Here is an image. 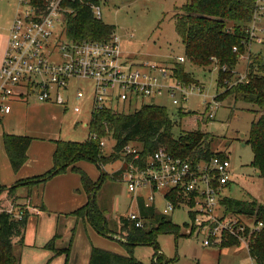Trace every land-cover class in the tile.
<instances>
[{
	"label": "rangeland",
	"instance_id": "obj_1",
	"mask_svg": "<svg viewBox=\"0 0 264 264\" xmlns=\"http://www.w3.org/2000/svg\"><path fill=\"white\" fill-rule=\"evenodd\" d=\"M18 3L19 0H0V34L9 29L16 11L23 10ZM184 3L185 0H101V21L114 27V34L119 37L123 54L129 61L137 65H163L170 70L177 58H184L183 45L175 32L173 20L176 10ZM57 27L55 34L61 31ZM257 35V39L250 44L249 53L264 58V40L260 33ZM247 56L248 54L239 58L235 67V73L242 80ZM182 66L196 81V87L190 86L193 89L188 90L186 100L179 106H174L168 97L162 95L152 103L166 109L174 123V137L199 129L208 134L207 142L211 151L227 156L234 178L224 190L223 197L239 201L252 199L264 205V174L261 175L251 166L253 155L246 144L250 124L257 118L253 112L255 109L250 104L242 100L234 101L231 97L221 102L214 100L217 92V68L214 65L200 68L185 60ZM164 83L170 85L173 80L168 76ZM89 85L86 81L79 84V88L86 91L88 96V99L82 101L75 100L74 89L61 91V95L68 100L64 107L53 103H39L34 96L28 97V102L18 100L19 102L13 103L9 117L0 118V186L10 188L15 183L38 177L45 172L28 175L20 170L21 173H14L4 153L3 134L12 131L32 138L28 159L31 160L35 155L36 161L48 158L52 161V141L87 140L88 129L83 124L90 120ZM198 87L201 89L197 90ZM218 92H222V89ZM75 101L82 106L80 114H75L72 110ZM205 103L217 104L214 118L208 119L204 115ZM136 105L137 103L131 105L130 109L133 110ZM116 109L122 111V105H118ZM103 140L105 146L101 155L108 157L113 151L114 140L111 136ZM77 166L93 182L100 181L101 172L105 173L95 194V205L105 213L107 228L112 235L97 233L85 220L73 215L87 203V195L82 189L79 176L71 171H68L72 177L69 187L62 183L60 175L33 187L18 186L12 196L8 197L4 193L0 208L29 205L30 209L37 211L28 213L22 245L18 239L13 240V253L19 264H88L92 247L118 254L126 252L115 235L119 231V217L137 213L138 207L136 200L115 175L121 166L120 159L102 168L88 161H80ZM42 206L44 210H41ZM156 209L159 213L163 210L160 199L156 201ZM16 212L17 208L14 209V213ZM168 217L174 225L180 227L184 236L175 240L172 234L160 233L156 236L155 246H133L131 255L139 264H151L156 250L163 255L167 264H252L245 248L248 238L241 239L239 246L219 251V244L214 247L202 245L205 232L193 235L189 231L186 209L176 210ZM228 217L237 218L230 215ZM239 218L246 226H254V217ZM53 238L54 250L46 248ZM56 252L60 253L56 255Z\"/></svg>",
	"mask_w": 264,
	"mask_h": 264
},
{
	"label": "trees",
	"instance_id": "obj_2",
	"mask_svg": "<svg viewBox=\"0 0 264 264\" xmlns=\"http://www.w3.org/2000/svg\"><path fill=\"white\" fill-rule=\"evenodd\" d=\"M101 0H82L69 5L75 13L67 21L66 38L71 41L107 40L114 33V27L93 17L87 2L100 3ZM255 10L254 0H185V3L173 15L177 36L183 45L184 59L194 66L217 68V92L214 100L221 102L228 97L234 101L242 100L255 110L257 118L250 124L246 144L249 145L253 159L251 166L264 174V58L249 53V37L245 33ZM248 54L245 76L242 79L235 73L238 59ZM171 79L181 85H195L196 81L185 72L182 63H174L170 69ZM222 89V92H218ZM174 123L166 109L154 104L142 105L129 113L114 114L109 110L95 112L88 124V138L84 142L52 141L54 149L52 165L38 177L15 183L10 188L0 186V197H8L18 186L33 187L44 184L55 176L67 171L80 178L87 203L76 210L73 215L85 220L97 233L107 236L112 233L107 228L105 213L95 205V194L105 173L101 172L100 181L93 182L77 163L88 161L102 168L106 164L119 161L122 149L127 144L137 146L141 155L147 156L164 148L169 153L192 160H209L213 156L227 158L224 153L213 152L207 142L209 136L199 129L173 135ZM93 134L97 140L89 136ZM111 136L114 140L112 153L108 157L101 155L99 140ZM3 148L9 165L17 173L28 160V148L32 138L3 134ZM228 159V158H227ZM119 177V173H115ZM231 184V183H230ZM229 184V185H230ZM229 185L227 187H229ZM225 216L254 217V223L262 227L251 234L246 227L244 237L248 238L247 250L251 259L257 264H264V205L255 200L239 201L228 197L220 200ZM23 208L25 206L16 207ZM143 218L141 228H136L125 216L119 217V231L115 233L127 255L92 247L88 264H139L132 255L136 245H156V236L160 233L172 234L177 240L184 236L180 227L174 225L169 217L158 214L152 208L140 204ZM44 210V207H41ZM23 218L18 221L10 214L0 212V264H19L13 253V240L23 243V235L28 212L24 210ZM191 233L189 234V237ZM249 235V236H248ZM54 238L46 248L53 249ZM237 238L226 235L222 238L219 249L239 246ZM56 252L55 254H59ZM151 264H167L163 255L156 250Z\"/></svg>",
	"mask_w": 264,
	"mask_h": 264
},
{
	"label": "built area",
	"instance_id": "obj_3",
	"mask_svg": "<svg viewBox=\"0 0 264 264\" xmlns=\"http://www.w3.org/2000/svg\"><path fill=\"white\" fill-rule=\"evenodd\" d=\"M75 2L82 0H19V8L23 10L16 11L11 22L0 64V117L10 112L12 100L28 102L30 96L39 103L64 107L68 100L61 91L69 88L74 89L76 101L86 100L87 92L79 88L82 81L90 83V118L95 112L104 110L126 114L142 105L153 104L152 101L162 95L174 106L186 100L188 90L193 89L191 85H181L173 79V83L165 85L164 80L171 75L168 68L129 61L114 33L100 41L67 39V21L75 16L69 5ZM87 5L93 17L101 20L100 3L87 2ZM254 6L252 20L245 30L249 47L257 39V33L264 40V0H254ZM56 26L61 29L57 34L54 33ZM184 61L182 57L176 59L177 63ZM135 103L136 107L131 110ZM118 105H122V111L116 109ZM205 106L204 115L208 119L214 118L217 104L205 103ZM72 110L80 114L82 106L74 105ZM89 137L97 140L93 134ZM98 144L102 151L105 141L101 139ZM120 155L119 180L138 207L137 213L126 218L136 228L143 225L140 204L159 213L156 209L158 199L163 205L159 214L166 217L176 210L186 209L189 231L193 235L205 232L204 247L220 245L226 235L240 242L245 238L246 227L248 233L262 227L261 223L248 227L240 216L229 218L224 214L220 200L234 178L229 159L213 156L207 161H195L175 156L164 148L143 156L134 144H127ZM14 209L15 206L10 205L0 208V212H6L18 221L23 218L24 210L37 212L26 206L25 209L17 208L16 213ZM251 263L257 264L253 259Z\"/></svg>",
	"mask_w": 264,
	"mask_h": 264
},
{
	"label": "crops",
	"instance_id": "obj_4",
	"mask_svg": "<svg viewBox=\"0 0 264 264\" xmlns=\"http://www.w3.org/2000/svg\"><path fill=\"white\" fill-rule=\"evenodd\" d=\"M12 20H11V22H12ZM8 31H9V29L6 30V33L0 34V64H1L2 58H3L4 53H5V49H6V46H7ZM15 102H19V101L18 100H12V102L10 103V112L8 114L4 115V116H8L9 117V115L11 114V111H12L11 106H13L14 105L13 103H15ZM75 105H79V104L76 102ZM82 111H83V109H82ZM0 123H1V121H0ZM87 124L88 123H84L83 125L87 128ZM8 133L9 134H12V135H16V136L23 135V134H15L12 131H9ZM26 133H30V132H27L26 131ZM53 149H54V146H53ZM27 154H28V152H27ZM29 156L31 157V155H29ZM35 158H36L35 155L32 156L31 160L29 158L27 160V162L24 164V166L20 170L21 171H24L28 175H30V174L32 175V174L42 173L43 171H47L51 167V165H52V161L49 158L48 159H45V160H40V161H36ZM21 171H20V173H21ZM59 178H62V180H63L62 183H64L66 187H69V185L71 184V180H72L71 178L72 177H71V175H69L68 171L65 174L60 175ZM3 197H4V194L1 195L0 200L3 199ZM26 207H29V205H26ZM29 212H31V211H28V213ZM228 248H230V247H228ZM245 248L247 250V247L246 246H245ZM218 249H219V247H218ZM219 251H221V250L219 249ZM247 253H248V250H247ZM120 254L121 255H126V252L125 253L120 252ZM248 256H249V254H248ZM249 259H250V262H252V259L250 258V256H249Z\"/></svg>",
	"mask_w": 264,
	"mask_h": 264
}]
</instances>
